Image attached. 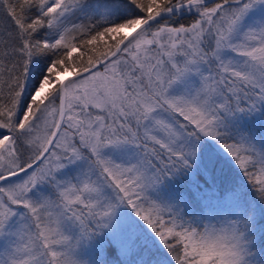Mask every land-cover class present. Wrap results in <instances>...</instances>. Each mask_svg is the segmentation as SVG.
Wrapping results in <instances>:
<instances>
[{
  "label": "snow or ice",
  "instance_id": "1",
  "mask_svg": "<svg viewBox=\"0 0 264 264\" xmlns=\"http://www.w3.org/2000/svg\"><path fill=\"white\" fill-rule=\"evenodd\" d=\"M0 264H264V0H0Z\"/></svg>",
  "mask_w": 264,
  "mask_h": 264
},
{
  "label": "water",
  "instance_id": "2",
  "mask_svg": "<svg viewBox=\"0 0 264 264\" xmlns=\"http://www.w3.org/2000/svg\"><path fill=\"white\" fill-rule=\"evenodd\" d=\"M63 78V77H62Z\"/></svg>",
  "mask_w": 264,
  "mask_h": 264
}]
</instances>
